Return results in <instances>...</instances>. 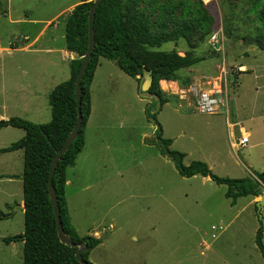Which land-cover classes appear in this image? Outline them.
Wrapping results in <instances>:
<instances>
[{"label":"rangeland","instance_id":"1","mask_svg":"<svg viewBox=\"0 0 264 264\" xmlns=\"http://www.w3.org/2000/svg\"><path fill=\"white\" fill-rule=\"evenodd\" d=\"M77 1L0 0V48L11 49L0 51V120L16 116L36 124L50 121L48 97L41 95L37 109H32L16 93V83L27 82L41 72L49 79L47 85L50 80L70 77L59 48L65 43L61 34L64 20ZM140 1L139 8L154 19L166 13L164 0ZM181 1L190 7L178 6L173 13L180 17L184 10L190 15L194 0H172L168 7ZM201 1L214 24L209 34H205L204 24L191 41L192 53L202 60L194 67L205 72L206 77L199 78L201 84L220 88L222 104L215 114L198 113L188 87L191 84H187L182 86L184 92L169 89L164 95L168 102L156 119L163 137L172 141L170 149L185 153L184 165L202 161L219 177L256 179L255 173L264 165V51L245 44L242 38L264 34V21L258 18V10H246L249 0ZM61 11L36 44L16 51V46L29 44L36 27L41 26L17 24L16 19L45 21ZM54 27L58 31L51 37ZM26 34L28 39H24ZM213 34L216 43L211 41ZM50 48L57 50L49 54ZM174 48L180 54L191 49L184 41L163 43L159 49ZM49 57L58 64V72ZM237 61L254 70L239 82ZM16 64L25 73L16 71ZM184 71V79L199 72ZM208 81L211 85L205 84ZM91 93L92 121L104 128L98 132L100 143L88 157L83 156L77 170H69L71 184L65 192L77 233L81 237H93L95 231L102 234L103 244L89 252V263L264 264L255 244L256 230L261 223L264 226V204H250L251 198L243 196L231 205V199L225 197L226 185L200 175L181 176L173 160L150 142L157 126L146 110L154 112L153 99L142 97L136 79L113 61L101 60ZM237 121V126L229 127ZM24 134L20 128H1L0 149ZM242 135L249 139L246 147L237 144L234 148L232 143ZM22 172V150L0 154V211L11 213L0 221V264H23L22 241H4L24 232L23 210L17 208L23 204ZM233 236L244 242V263L235 260Z\"/></svg>","mask_w":264,"mask_h":264},{"label":"trees","instance_id":"2","mask_svg":"<svg viewBox=\"0 0 264 264\" xmlns=\"http://www.w3.org/2000/svg\"><path fill=\"white\" fill-rule=\"evenodd\" d=\"M93 1L82 0L65 18V48L75 53L76 58L69 62L70 77L58 83L48 96L50 121L36 124L16 116L0 120V129L11 126L23 129L25 133L16 142L0 149V154L23 151L21 179L24 232L20 236L4 238L7 243L12 240L23 242V264H80L75 256L77 247H69L59 240L48 190V178L52 159L70 136L77 120L75 79L89 43L88 14ZM171 2L172 0H164L166 13L159 15L157 19L146 15L143 9L139 8L140 0H102L95 11L93 22L95 45L81 79L82 122L77 136L57 162L52 177L62 230L73 243H84L81 255L85 261H88V254L97 245V240L89 236H79L70 221L65 198V173L67 167L74 165L84 146V129L91 110L90 85L101 58L113 61L121 71L136 79L138 86L141 81L138 76H142L144 70L151 71L153 79L149 92L157 96V99L152 98L156 108H153V113L148 109L146 113L157 129L154 139L150 142L156 143L160 152L173 160L181 176L190 178L200 175L209 177L216 184L226 185L225 197L231 199V205H234L239 197L259 196L264 187V171L255 173L256 179L228 178L213 174L202 161H192L184 165L185 153L171 150V139L163 137L156 116L167 100L159 82L176 80L178 71L190 68L201 60L192 53L191 41L194 35L202 30L204 24H207L205 34L210 33L214 24V18L209 15L201 0H194L196 6L188 11L190 15H186L183 10L180 17L173 13L174 9L182 5L190 7V3L181 1L169 8ZM246 10L252 12L258 10V18L261 23L264 21V0H249V7ZM242 40L245 44L255 45L264 50L263 33L248 35ZM181 41L186 42L191 48L183 54L175 48L169 51L159 49L163 43ZM8 217V214L0 211V220ZM263 232L264 226L261 223L255 233V244L264 259Z\"/></svg>","mask_w":264,"mask_h":264},{"label":"crops","instance_id":"3","mask_svg":"<svg viewBox=\"0 0 264 264\" xmlns=\"http://www.w3.org/2000/svg\"><path fill=\"white\" fill-rule=\"evenodd\" d=\"M80 1L81 0L75 2L73 5H71V7H75L77 5V3H80ZM62 12L63 11L59 12L57 15H55L51 19H48V20H45V21L44 20L43 21L42 20L41 21L40 20H34V19L33 20L32 19H27V20H25V19H23V20L16 19L17 24L19 22L20 23L27 22V23H30V24H36V25L40 24L41 25L39 27H36L37 29L32 34L33 38L31 40V42L29 44L24 45V46H21V47L16 46V51H19V50H23V51L29 50V47H31L32 44H36L39 41V39L45 34V32L51 27V21H53V19H55L57 16H59V15L61 16ZM3 13L4 14H7V10H4ZM64 26H65V22H64ZM53 31L54 32L51 33V37H54L55 36L56 32L58 31V27H54L53 28ZM61 34L63 35V38H64V29H63V31H62ZM62 35H61V37H62ZM28 38H29V36L26 34L24 36V39H28ZM250 47L251 46H249V48ZM59 49L61 51V61H65V63L68 64V66H69V62L72 59L76 58V54L73 53V52L67 51L66 48H65V43H64V47L61 46ZM10 50L11 49H9V48L8 49L2 48V47L0 48V51H8L9 52ZM56 50L57 49L50 48L46 52H48L49 54H52ZM261 51H264V50H261ZM49 58H50L49 59L50 60V64L51 65H55L56 72H58V68H57L58 67V64L57 63H54L51 57H49ZM103 59L104 58H101L100 59V62H99L98 66H97V68H96V70L94 72V76H93V79H92V83L90 85L91 110H90V115L88 117V120H87L86 125H85V129H84V138H85L84 146H83L82 150L80 151V153L78 154V156H77V158L75 160L74 165L71 166V167H67L66 168V173H65L66 174L65 192H66V187L71 184V178L68 176V174H69L68 172H70L69 170H72V171L77 170L78 163L83 158V156L84 157H88L89 154H90V152L92 150H94V148L100 143L101 134H98V132L101 129H103L104 126L95 125V123L92 121L93 104H92L91 86H92V84L95 81L98 68L101 66V60H103ZM241 60L242 59H240L239 61H241ZM201 61L202 60H200L198 63H200ZM237 63L239 64L238 68H239V71H240V76L238 78V82L240 81V79L245 74H248V73H251V72L253 73L254 72V70L251 69V68H249L244 62H238L237 61ZM195 65H193L190 68L182 69V70L178 71V73H177V79L176 80H160L159 86H160V89L162 90L163 94L164 95L167 94V92H169V89H172L174 92L177 90L178 93L179 92L187 91L185 88L182 87V86L187 87V84H191V86H188L189 89L193 88V89H197L199 91H206V92H216V91H218L217 89L215 90V88H213V85L211 87V86H205L204 84H201V82L199 81V78L206 77L205 75L202 74V73H205V72L203 70L201 71L199 69H195V67H194ZM22 68H23L22 66H19L18 64H16V71H21V73H25V71ZM193 69L194 70H197L199 72L197 74H195V75H193V74L192 75H189L190 77H188V79H184L182 77V73H183L184 70H186V71H184V73H185L187 71H193ZM198 74H201V75H198ZM47 80H49V79L46 77V74L41 72V73L36 74V77H33V79L28 80L27 82H19V83H16V93H18V94L21 95L22 101H24L23 104H28L32 109H37V107H35V104L37 106L38 100L41 97V95H44V96H47L48 97L49 94H50V92H51V90L58 83L64 81V80H62L60 82L59 81H55V82L52 83V82H50L51 81L50 80L49 81L50 84L48 83L49 85H47V83H46ZM205 84L211 85V82L208 81V82H205ZM166 88H168V89H166ZM219 91L221 92L220 88H219ZM182 97H185V96L183 95ZM239 123L240 122L237 121V122L232 123V124L229 123L228 125L231 128V127L237 126V124H239ZM239 128H240V126H238V129ZM242 136H244V135H242ZM244 137H246V136H244ZM248 142H249V139H248ZM232 145L234 146V148H237V146L235 145V143H232ZM259 169H260V172L259 173L263 172L264 171V165L263 166H260ZM261 194H264V189L263 188H262V193ZM260 195L259 196L248 195V197L251 198L249 203L250 204H255V203L259 202L260 201ZM65 198H66V194H65ZM66 203L68 205L67 199H66ZM21 205H23V204H21ZM68 213L70 214L69 207H68ZM70 221H71V218H70ZM225 229H227V228L224 227L223 230H225ZM93 238H95L97 240V245L94 248H96L97 246L99 247V246H101L103 244L101 232L95 231L93 233ZM232 245H233L234 254L236 255L235 260L237 262L240 261V263H244V260H245L244 259L245 258V245H244L243 240H240L237 236H236V238H234V236H233ZM239 255H241L240 258H239Z\"/></svg>","mask_w":264,"mask_h":264},{"label":"water","instance_id":"4","mask_svg":"<svg viewBox=\"0 0 264 264\" xmlns=\"http://www.w3.org/2000/svg\"><path fill=\"white\" fill-rule=\"evenodd\" d=\"M102 0H94L90 10H89V14H88V28H89V32H88V37H89V43H88V47L86 50L85 55L83 56V61L81 64V67L79 69V72L76 76L75 79V94H76V107H77V120L75 123V126L70 134V136L67 138V140L64 142V144L62 145V147L59 149V151L57 152V154L53 157L52 162H51V166H50V174H49V178H48V190H49V195L50 198L52 200V205H53V212H54V216H55V221H56V229H57V233H58V237L61 243L69 246V247H77V251H76V259L80 264H91L88 261H85L82 258V251L84 250V243L80 242V243H73L72 239L70 237H68L62 230L61 227V220H60V215H59V209H58V202H57V197H56V193L54 190V187L52 185V177L54 175V171H55V167L57 165V162L59 161L60 157L67 151V149L69 148L70 144L72 143L73 139L77 136L81 122H82V114H81V79H82V75L86 69V67L88 66V63L90 61L91 58V54L95 45V40H94V28H93V22H94V16H95V11L98 7V5L100 4ZM141 78L140 81V86H139V90L141 93L142 97H151L154 99H157V96L154 94H151L149 92V88L152 84V73L150 70H144L142 76H138ZM159 104V102H158ZM264 204V194L260 195V201L257 202L258 207L260 205ZM17 208L23 210L24 206L23 205H18ZM22 238V237H21Z\"/></svg>","mask_w":264,"mask_h":264},{"label":"built area","instance_id":"5","mask_svg":"<svg viewBox=\"0 0 264 264\" xmlns=\"http://www.w3.org/2000/svg\"><path fill=\"white\" fill-rule=\"evenodd\" d=\"M216 35L211 36V41L217 42ZM195 96V109L198 113L201 114H215L218 111V108L222 104V99L218 96L219 91L216 92H206L199 91L197 89H191ZM248 142V137L242 136L239 141L235 144L237 147H245ZM238 144V145H237Z\"/></svg>","mask_w":264,"mask_h":264},{"label":"flooded vegetation","instance_id":"6","mask_svg":"<svg viewBox=\"0 0 264 264\" xmlns=\"http://www.w3.org/2000/svg\"><path fill=\"white\" fill-rule=\"evenodd\" d=\"M5 214H8L9 216L11 215V213H10V212H6V211H5Z\"/></svg>","mask_w":264,"mask_h":264}]
</instances>
